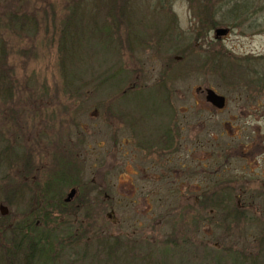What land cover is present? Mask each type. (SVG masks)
Here are the masks:
<instances>
[{
	"label": "rangeland",
	"instance_id": "374dc122",
	"mask_svg": "<svg viewBox=\"0 0 264 264\" xmlns=\"http://www.w3.org/2000/svg\"><path fill=\"white\" fill-rule=\"evenodd\" d=\"M79 2L0 0V57L8 67L0 62V73H11L10 85L4 86L8 102H0V206L7 208L0 215V260L102 263V255L98 261L79 258L106 244L121 257L115 264H264V246L258 242L264 235V147L245 140L251 131L264 139V0H202L209 4L204 18L212 20L207 27L198 0H83L80 18L86 22L93 16L110 27L107 36L93 30L97 39L85 38L79 45L66 79L73 86H81L82 79L83 85L71 95L63 85L55 43ZM112 6L124 11L125 23H113ZM216 28L231 32L216 42ZM215 67L224 73H215ZM165 77L178 144L208 156L228 157L232 151L237 162L228 164L221 182L238 179L234 190L213 189L212 177L210 184L204 178L201 191L191 185L183 191L141 187L142 175L131 168L137 164L130 156L133 142L124 150L122 116L135 112L147 120L137 130L148 126L159 137L169 113L166 93L150 85L164 87ZM197 88L226 98L220 114L205 113ZM125 93L131 100L122 99ZM250 93L260 102L263 97L262 112L247 124L243 113L232 122L237 98L244 102ZM246 142L253 145L242 147ZM120 165L126 170L121 175ZM74 185L82 187L78 198H87L86 204H75L77 199L59 205ZM23 229L27 237L46 236L51 250L41 256L44 260L14 249L19 239L11 234ZM73 238L77 243L71 245Z\"/></svg>",
	"mask_w": 264,
	"mask_h": 264
},
{
	"label": "flooded vegetation",
	"instance_id": "af4514ba",
	"mask_svg": "<svg viewBox=\"0 0 264 264\" xmlns=\"http://www.w3.org/2000/svg\"><path fill=\"white\" fill-rule=\"evenodd\" d=\"M236 12V10H235ZM237 13V12H236ZM218 29L223 28H216L213 31L214 34V41L222 42L225 36H228L231 32V28L224 29L226 30V35L222 37H217L215 34V31ZM218 51V50H217ZM231 58H235L234 56H231ZM237 60H232L233 70L237 67ZM216 68V67H215ZM222 71H220L218 68H216L215 73L221 74ZM233 74V72H231ZM241 75L244 76V71L241 72ZM168 81H172L173 76L171 72L167 73ZM172 76V77H171ZM245 77V76H244ZM166 77L165 80H163V84L165 85V93H166V109L170 113L173 109L171 108L170 100V89L168 88L166 84ZM173 82V81H172ZM238 81L234 80V83L237 84ZM209 89L212 90L215 94L222 96L218 94L214 89L211 88H197L195 90L196 94L204 95L205 103H202L201 106H204L206 108L205 113L211 114L214 116V112L217 114H220L221 111L226 106V98L222 96L225 100L224 107L222 109H217L216 107L210 103H208L205 99V91ZM252 96V98H251ZM259 98H256L255 93H250V96L247 94L244 97V102H241L243 99L241 97H238L237 100H239L240 104L236 103L235 107L237 108V114L235 115V118H233L234 123L238 122L239 119L237 117H240L241 113L245 115L246 122L244 124H247L248 122H251L252 119L254 120V116L257 114V112H262L263 108V97H261V102L258 100ZM197 105V104H195ZM240 105V106H239ZM213 110V111H212ZM215 110V111H214ZM204 112V111H202ZM130 121L126 120V123L124 125V135L122 139H127L126 144H124V150L126 151V148L128 147L127 144L129 142H133L135 152L131 154L136 161L137 164L132 166V170L134 172H138L140 175H142V182H145L141 184V187H145V190L147 191H153L157 189V185H159L158 189L161 188H169L173 187L175 190L183 191L188 190L187 185H191L193 191H201L203 190V186L205 184V179L207 178V182L210 177H212V185L213 189L219 190L224 185L226 189L228 190H234L236 188V185L238 183V179H233L231 182H221V173H224L226 171L228 164L231 165V163H236L237 160L234 158V154H231L232 151H229L228 157H222V152H213L212 156H208L203 149H199L196 151L197 147H187L185 145H179L178 144V137H179V130L176 128L173 129V120H170L171 117H168L165 121V124L162 126V129H160V132H158L160 135L159 137H156L154 135L153 130L146 126L144 131H138V125L141 123H144L147 125V120H144L140 116H129ZM262 117V113H261ZM170 124V126L167 124V122ZM257 121V119H256ZM166 126L168 128H166ZM149 128V130H148ZM241 130V129H240ZM148 132L150 134H148ZM169 132V134H168ZM127 133V134H125ZM152 134V135H151ZM111 136V134H110ZM234 137H236L234 135ZM232 137V138H234ZM251 140L253 139V142L255 144H262L264 147V139L263 141H260L259 138H257L253 131H251V138L245 137V140ZM259 141H257V140ZM260 144V145H261ZM253 144L250 145V142H246L242 147L247 148L251 147ZM122 148V147H120ZM231 149V147H230ZM195 153V154H194ZM124 165L120 167L118 166V174H124L126 170H124ZM223 170V171H222ZM207 173V174H206ZM136 175V174H135ZM207 175V177H206ZM263 176H264V162H263ZM209 177V178H208ZM187 181H191L194 183H187ZM131 186H134L133 182H130ZM209 183V182H208ZM210 184V183H209ZM136 185V184H135ZM244 184L242 187H244ZM82 188L80 185H74L71 188H69V191H74L73 198L66 202V197L63 200H60L63 202L64 205L70 204L71 202L80 199L84 201L87 198H78V192L79 189ZM138 188V187H137ZM198 200V198H197ZM261 242L264 241V235L263 238L261 237ZM264 246V243H263ZM264 253V248H263ZM264 255V254H263Z\"/></svg>",
	"mask_w": 264,
	"mask_h": 264
},
{
	"label": "trees",
	"instance_id": "16d2710c",
	"mask_svg": "<svg viewBox=\"0 0 264 264\" xmlns=\"http://www.w3.org/2000/svg\"><path fill=\"white\" fill-rule=\"evenodd\" d=\"M81 1H83V0H80L79 3L74 4V6H72V8L70 9L71 13L62 22L61 32H60V34L57 33L58 38L56 40L57 43H55L56 44L55 48H56V52H57V59L59 60L60 75H61V78L63 80V85H64L65 90L69 91V93H71V95L78 94L77 90L81 89L82 85H83L82 79L79 80V82L81 83V86H79L77 83L75 86H73L71 79L70 80L66 79V77L69 74L70 66H72L74 63L77 62L76 57L79 56V53H78V50L80 49L79 45L81 44L82 41H85V38L97 39L98 36L97 37L91 36V33L93 32V30L94 31L98 30L97 32L100 33L99 37H101V36L103 37L102 34H104V33H105V36H107L108 28L110 27V25L108 26L105 22L101 23L100 21H95L96 18L94 19L93 16L89 19L87 18L86 22H84L82 20V18H80L83 15V13H85L81 9ZM198 1H199V3H201L200 10L203 12V15H201L202 18L200 17L202 24H204L206 27L208 24L212 25V20H210L211 21L210 22L208 20V18H204L207 15L206 8L208 7L209 4H204L202 2V0H198ZM196 2H197V0H196ZM78 7H80V11L77 10ZM115 8H116L115 6L111 7L112 12L114 14L113 23H115V21L118 24H120L122 22L125 23L124 11H122V10L118 11L117 10V12H115ZM108 11H109V9H108ZM108 11H106L104 13H106L107 15L110 14V13H108ZM1 48L2 47H0V51L3 50ZM1 52H3V51H1ZM0 56H1V53H0ZM80 56H81V54H80ZM79 58L81 59V61L84 60L82 57H79ZM0 62H1V64L6 65L5 59H2L1 57H0ZM180 64H182V63L180 62L176 65H180ZM7 68L8 67L6 65V69ZM6 69L0 73V102L1 103H7L8 99H9L8 94H7V90H5L4 86H5V84L8 83L9 78L11 79V73L9 74V72ZM221 73H224V72H221ZM226 73H228V71ZM151 86L158 89V90L159 89L160 90L165 89V86L164 87L161 86L162 88H160V87H157L156 84H152V85H150V87ZM10 88H12V87H9V89ZM146 88H143L141 90H134L133 92L135 93V92H139V91H144ZM66 91H65V93L67 94ZM131 96H132V94L125 93L124 97L122 99L127 102L128 100H131ZM130 103L125 104L123 102V105L126 106V105H129ZM126 111L129 112L130 110H126ZM134 111L138 112L137 109H135ZM130 113H131L130 115L136 116L135 112L130 111ZM172 115H173V111L168 113V117H172ZM122 118H125V120L130 121V119H129L130 117H128L127 114H124V116H122ZM58 201H59V205H64L62 203V201H60V199H58ZM86 202H87V199H85L84 201L78 199L75 202V204H77V205L81 204V206H82V204H86ZM23 232H24V229L19 230V231L13 230L11 237L13 238V236L14 237L17 236L16 239H19L17 241L18 243L16 244V247L14 249L16 251H20V252H22L25 249V253H26V256L28 258L33 257V256H39L40 259H42L43 257L44 258L47 257V254L51 250L50 249L51 246L48 244V242H47L48 240H47V238H45L46 236L40 235L39 233H36V239H34V237H30V236L27 237V232H26V234H24ZM261 240H262L261 238L258 240V242L260 243L259 244L260 246H262L264 243V241L261 242ZM70 243H71V245H73V244H76L77 241L73 238ZM66 247L70 248V245L67 244ZM107 247L108 246L106 244L103 247L100 245V248L95 249L96 252L94 254H93V252H91V253L84 252L81 254L79 259L84 260L85 258H87L89 256L88 258H90V260L98 261L100 259L99 256L102 255V257L104 256L103 258L100 259V261L102 263L98 262L95 264H107V263L115 264L118 260H120L119 258H121V257H119V254H117V255L115 254L113 246H110L109 248H107ZM16 248H18V249H16ZM91 250H92V248H91ZM75 255H77V253H75ZM41 256H42V258H41ZM56 258L57 257H55V259ZM42 260H44V259H42ZM243 261H245V260H243ZM247 261L249 262V264H259L258 262L254 263V260L252 262L249 260H247ZM0 264H4L2 260H0ZM8 264H10V263H8Z\"/></svg>",
	"mask_w": 264,
	"mask_h": 264
},
{
	"label": "water",
	"instance_id": "95a60500",
	"mask_svg": "<svg viewBox=\"0 0 264 264\" xmlns=\"http://www.w3.org/2000/svg\"><path fill=\"white\" fill-rule=\"evenodd\" d=\"M215 34L217 37H222L226 35V30L224 29H218L215 31ZM205 99L208 103L212 104L217 109H222L224 107V98L222 96H219L215 94L212 90L207 89L205 91ZM74 196V191H70L67 195L66 202H69ZM0 214L2 216L7 214L6 207L0 206Z\"/></svg>",
	"mask_w": 264,
	"mask_h": 264
}]
</instances>
